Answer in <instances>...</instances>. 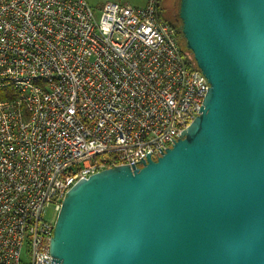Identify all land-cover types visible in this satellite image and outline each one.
Listing matches in <instances>:
<instances>
[{"label":"built area","instance_id":"1","mask_svg":"<svg viewBox=\"0 0 264 264\" xmlns=\"http://www.w3.org/2000/svg\"><path fill=\"white\" fill-rule=\"evenodd\" d=\"M190 60L157 0H0V264H55L46 208L171 145L209 87Z\"/></svg>","mask_w":264,"mask_h":264},{"label":"water","instance_id":"2","mask_svg":"<svg viewBox=\"0 0 264 264\" xmlns=\"http://www.w3.org/2000/svg\"><path fill=\"white\" fill-rule=\"evenodd\" d=\"M209 87L157 157L77 179L57 211L55 264H264V0H179Z\"/></svg>","mask_w":264,"mask_h":264},{"label":"rangeland","instance_id":"3","mask_svg":"<svg viewBox=\"0 0 264 264\" xmlns=\"http://www.w3.org/2000/svg\"><path fill=\"white\" fill-rule=\"evenodd\" d=\"M94 8H100L105 1H115L119 3H126V4H131V5H136V6H141L146 3L147 0H87ZM163 1V0H161ZM165 2V3H164ZM164 5L165 8H178V0H164ZM170 13V12H169ZM187 54L191 57L189 52ZM57 212L53 210L52 206L46 208L44 212V216L50 219H53L56 217Z\"/></svg>","mask_w":264,"mask_h":264},{"label":"trees","instance_id":"4","mask_svg":"<svg viewBox=\"0 0 264 264\" xmlns=\"http://www.w3.org/2000/svg\"><path fill=\"white\" fill-rule=\"evenodd\" d=\"M161 0H157V5L158 3L160 2ZM178 3H179V0H178ZM178 7V6H177ZM171 10H174L175 13H176V16H178V8H171ZM163 20H165L166 22H168L169 24H171L172 26L175 27L176 29V32H177V36H178V43H179V46L182 50V52L185 54H187V52H189V50L186 48L185 46V42H184V39H183V36H182V32L180 31L181 30V21L180 19H178V22L174 21L173 18H164V17H161ZM190 53V52H189ZM191 63L194 62L192 56H191ZM14 95V91L11 87H4V88H0V100L2 99H7V98H11L12 96Z\"/></svg>","mask_w":264,"mask_h":264},{"label":"flooded vegetation","instance_id":"5","mask_svg":"<svg viewBox=\"0 0 264 264\" xmlns=\"http://www.w3.org/2000/svg\"><path fill=\"white\" fill-rule=\"evenodd\" d=\"M164 0L163 1H160L157 5V8H158V14L161 16V17H164V18H173L174 21L178 22V16H176V13L174 10H169V8H165V5H164ZM170 12V13H169Z\"/></svg>","mask_w":264,"mask_h":264}]
</instances>
